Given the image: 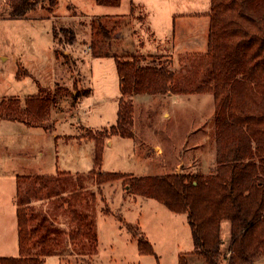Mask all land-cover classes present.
<instances>
[{
  "label": "rangeland",
  "instance_id": "1",
  "mask_svg": "<svg viewBox=\"0 0 264 264\" xmlns=\"http://www.w3.org/2000/svg\"><path fill=\"white\" fill-rule=\"evenodd\" d=\"M210 9L211 0H123L120 6L58 0L52 10L40 8L17 18L0 16V104L9 98H20L24 104L46 90L53 100L43 125H26L0 114V169L11 172L0 171L76 178L94 167L96 141L86 133L117 122L121 96L116 57L95 56L90 48L94 16L128 14L129 24L110 49L119 55L156 53L155 59L140 61L143 65L161 61L179 71L181 54L207 51L209 15L204 13ZM193 11L203 13L186 14ZM65 28L75 34L72 43L67 42L72 34ZM75 88L80 94L85 89L90 93L77 98L72 95ZM132 100L133 136L113 134L104 139L103 171L165 176L215 170L219 146L213 93L139 92ZM94 189L98 253L85 260L68 253L61 259L53 255L46 264H158L154 255L139 253L121 219L141 225L161 264H179L180 253L188 255L190 264H205L201 255L190 253L193 241L186 213L130 191L124 178ZM222 237L226 250L231 239L227 219L222 222ZM253 264H264V257Z\"/></svg>",
  "mask_w": 264,
  "mask_h": 264
},
{
  "label": "trees",
  "instance_id": "2",
  "mask_svg": "<svg viewBox=\"0 0 264 264\" xmlns=\"http://www.w3.org/2000/svg\"><path fill=\"white\" fill-rule=\"evenodd\" d=\"M96 1L105 6H120L122 2ZM56 5L57 0H10L0 8V16L24 17ZM208 14L207 51L181 54L179 71L161 61L153 65L140 61L155 59L156 53L119 55L110 49L129 24L126 15L92 18L93 54L116 57L121 90L117 122L86 133L96 141L94 167L88 174L76 178L53 173L18 175L20 253L0 256V264H45L48 256L66 253L85 260L97 254L98 193L94 187L117 178L126 179L130 191L157 199L174 212L186 213L194 243L190 253L201 255L205 264H253L264 257V0H211ZM65 32L72 34L67 42L75 40L73 30L65 28ZM56 54H60L58 49ZM139 92L213 93L219 146L213 172L134 176L101 169L104 139L113 134L133 136L132 96ZM72 93L80 98L90 90ZM48 94L46 90L44 95L29 97L24 104L20 98L3 100L0 114L43 125L53 101ZM105 211L109 212L107 203ZM225 219L231 223L226 250L222 237ZM121 221L137 240L139 252L154 255L160 264L140 224ZM179 264H190L187 254L179 255Z\"/></svg>",
  "mask_w": 264,
  "mask_h": 264
},
{
  "label": "crops",
  "instance_id": "3",
  "mask_svg": "<svg viewBox=\"0 0 264 264\" xmlns=\"http://www.w3.org/2000/svg\"><path fill=\"white\" fill-rule=\"evenodd\" d=\"M9 1L10 0H3V2L0 1V8L7 5L9 3ZM57 3H58V0H57ZM42 9H44V8H42ZM210 10L206 11V13H204V14L209 15L208 13L210 12ZM131 13H132V11H131ZM131 13L129 15H131ZM202 13H200L199 11H193V12H187L186 14L194 15L195 17H199ZM117 15H125V14H117ZM126 16L128 17V14ZM208 17H209V22H208V33H209L210 16H208ZM140 46L144 47L145 42L144 43L140 42ZM68 52L69 51H67L66 53H68ZM150 53L151 52H149L148 54H150ZM79 90L80 89L75 88V90L73 92L77 93ZM85 90H87V89H85ZM44 123H46V122H44ZM25 124L30 125L27 123H25ZM0 170L11 172V170H8V169H5V170L0 169ZM1 171H0V173H1L0 174V256H17L20 253L19 240H18V219H17V177H18V175H23V174L13 175L11 173L7 174V173L1 172ZM3 174H6V175H3ZM36 174H38V173L25 174V175H36ZM44 174H52V172L51 173H44ZM190 229H191V227H190ZM142 230H143V228H142ZM145 235L148 238L146 233H145ZM191 237H192V232H191ZM132 238H133V236H132ZM192 241H193V238H192ZM136 242H137V240H136ZM136 244H137V249H138V242ZM193 248H194V243H193ZM155 251H156V248H155ZM144 255H151V254H144ZM51 256H53V255H51ZM55 256H57L59 259H61L63 257V256H59V255H55ZM49 257L50 256H48L46 258L45 264H46V261Z\"/></svg>",
  "mask_w": 264,
  "mask_h": 264
}]
</instances>
